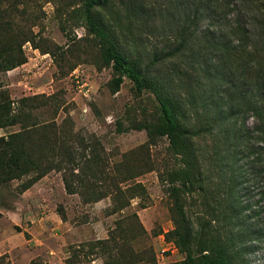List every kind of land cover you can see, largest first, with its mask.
Segmentation results:
<instances>
[{"label":"rangeland","instance_id":"obj_1","mask_svg":"<svg viewBox=\"0 0 264 264\" xmlns=\"http://www.w3.org/2000/svg\"><path fill=\"white\" fill-rule=\"evenodd\" d=\"M99 1L95 21L177 110L192 154L182 161L155 131L154 92H136L126 77L115 86L83 0H0V26L8 20L32 41L10 37L26 62L0 73V96L59 94L58 121L68 118L75 131L93 135L110 163L145 146L150 164L122 185L134 188L121 212L110 197L85 204L68 194L62 173L50 172L23 192L32 175L4 184L0 264H103L99 243L132 214L130 245L140 259L134 264H201L204 254L227 264H264V111L250 105H264V3ZM18 130L2 128L0 138ZM188 170L194 176L186 184ZM181 213L191 227L190 260L171 234Z\"/></svg>","mask_w":264,"mask_h":264},{"label":"trees","instance_id":"obj_2","mask_svg":"<svg viewBox=\"0 0 264 264\" xmlns=\"http://www.w3.org/2000/svg\"><path fill=\"white\" fill-rule=\"evenodd\" d=\"M259 1L264 3V0ZM83 5L90 30L100 40L101 57L105 64L113 67L116 74L113 81L115 86H119L122 78L126 77L133 83L136 92H154L160 114L155 131L168 140L172 152L180 156L182 161L188 159L192 154L190 131L181 121L177 110L167 99L156 93L149 84L146 73L142 72L139 62L127 60L118 51L115 42L108 38L101 22L95 21L93 12L101 6L100 1L83 0ZM14 14L20 16L24 12L15 10ZM12 26L8 20L0 26V73L26 62L21 44L10 37H16V34L22 38L21 43H32L27 32L20 31L18 27L12 30ZM250 105L251 110L264 111V105L255 108ZM62 107L59 94H41L16 101L0 96V129L19 127L17 132L0 138V187L10 181L32 175L21 185L23 192L50 172L62 173L64 188L68 194L77 193L85 204L110 197L114 212H121L129 206L134 188H123L122 185L150 168L148 149L142 146L120 163L112 164L93 135L75 131L68 118L58 121ZM145 130L151 140V129ZM189 176L193 177V172L184 171L183 182L186 184L191 182ZM171 190L175 192L177 189ZM181 214L171 234L175 244L190 260L188 246L189 242L191 243V227L183 213ZM136 221V216L132 214L115 222L108 238L99 243L106 248L104 256H107V260L103 264H134V261H140L130 245L132 238L129 232ZM88 247L90 245H85V248ZM201 260V264H227L220 256L212 258L204 254Z\"/></svg>","mask_w":264,"mask_h":264}]
</instances>
